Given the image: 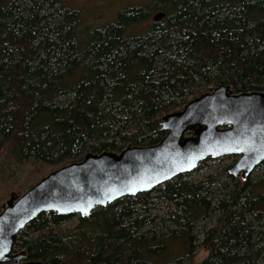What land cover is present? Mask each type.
<instances>
[{"label": "trees", "instance_id": "obj_1", "mask_svg": "<svg viewBox=\"0 0 264 264\" xmlns=\"http://www.w3.org/2000/svg\"><path fill=\"white\" fill-rule=\"evenodd\" d=\"M153 11L163 18L140 28ZM80 18L62 0H0V161L27 176L20 193L88 152L159 142L165 114L220 84L264 92V0H150L95 29ZM228 158L77 215L73 227L63 224L75 215L41 214L15 251L44 264H264V177L227 165L190 178ZM155 202L171 207L167 239L148 228ZM202 221L206 255L195 261Z\"/></svg>", "mask_w": 264, "mask_h": 264}, {"label": "water", "instance_id": "obj_2", "mask_svg": "<svg viewBox=\"0 0 264 264\" xmlns=\"http://www.w3.org/2000/svg\"><path fill=\"white\" fill-rule=\"evenodd\" d=\"M164 12H155L156 22ZM159 142L129 145L120 152L86 153L18 194L0 210V263L44 264L15 251L17 236L32 219L57 215L89 216L95 209L153 188L196 169L205 159L236 156L228 173L246 179L264 161V92L235 93L220 84L180 110L165 114Z\"/></svg>", "mask_w": 264, "mask_h": 264}, {"label": "rangeland", "instance_id": "obj_3", "mask_svg": "<svg viewBox=\"0 0 264 264\" xmlns=\"http://www.w3.org/2000/svg\"><path fill=\"white\" fill-rule=\"evenodd\" d=\"M5 1L8 2L10 0H5ZM149 1L150 0H62L63 4L67 8L71 10H77L80 12L81 18L78 27L83 29L102 28L109 23L115 22L118 18V12L120 10H123L127 7L134 5L144 6L147 5ZM153 13L154 11L149 14V17H147L144 24L140 25V28H143L144 25L149 24V22L151 21V15ZM140 28L135 27L132 29V31L138 32ZM128 34H130V32ZM233 162H234L233 158H228L224 160L221 164L216 165L215 167L200 168L195 173L190 175V178L191 180L204 179L208 174L214 172L215 169H221L224 166L231 165ZM0 169H2V171L4 170V175L2 177L3 180L9 183L6 184V186L0 187V198L6 196L5 198L6 201L9 198V195L12 191L21 194L20 192L23 191L22 187L27 185L26 184V182L28 181L26 180L27 176L25 177L24 175H19V172L17 170H13L12 168L6 170L7 167L2 161H0ZM250 177L252 181H258L259 179L263 178L264 177L263 168L261 166L257 167L251 173ZM168 209H171V207L168 208V206L165 203L155 202L153 204L152 209L150 210V218L152 220L148 228L152 229V232L157 233L164 239H167L169 236L168 233L166 232V227H165L168 221L167 223L162 222L164 219L168 217L167 216ZM76 216L77 215L66 221L63 224V227L75 226L77 224ZM209 226H211V222L202 221L196 226V228L193 231V234L195 235V239L193 241L194 248L192 255H193V259L195 258V261L200 257L206 255V251L203 249L201 245V241L203 240V236H204L202 231L204 227H209ZM189 263L190 260L187 257H185L184 259L178 262L171 261V264H189Z\"/></svg>", "mask_w": 264, "mask_h": 264}]
</instances>
